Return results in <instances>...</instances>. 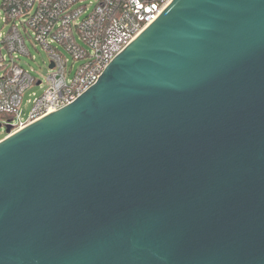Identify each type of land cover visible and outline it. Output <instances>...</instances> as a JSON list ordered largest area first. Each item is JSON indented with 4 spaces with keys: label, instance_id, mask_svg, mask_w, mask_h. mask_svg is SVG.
<instances>
[{
    "label": "water",
    "instance_id": "95a60500",
    "mask_svg": "<svg viewBox=\"0 0 264 264\" xmlns=\"http://www.w3.org/2000/svg\"><path fill=\"white\" fill-rule=\"evenodd\" d=\"M5 127L0 264H264V0H171Z\"/></svg>",
    "mask_w": 264,
    "mask_h": 264
},
{
    "label": "built area",
    "instance_id": "2783aa9c",
    "mask_svg": "<svg viewBox=\"0 0 264 264\" xmlns=\"http://www.w3.org/2000/svg\"><path fill=\"white\" fill-rule=\"evenodd\" d=\"M170 1L0 0V21L9 24L7 31L0 30V114L8 116L2 118L4 125L16 131L74 101ZM26 37L39 41L49 54L53 66H48L43 79L18 62L20 54L30 53ZM54 43L80 61L72 76L68 58ZM32 85H43V90L31 93L30 109L22 118V94Z\"/></svg>",
    "mask_w": 264,
    "mask_h": 264
},
{
    "label": "rangeland",
    "instance_id": "374dc122",
    "mask_svg": "<svg viewBox=\"0 0 264 264\" xmlns=\"http://www.w3.org/2000/svg\"><path fill=\"white\" fill-rule=\"evenodd\" d=\"M92 0H85V2H91ZM89 4V3H88ZM9 28V24L5 23L3 25V21H0V30L4 33ZM78 37V35L76 34ZM26 45L29 49V54H20L18 62L22 64L24 68L27 70H30L31 73L37 77L38 79H43L47 73L48 66H49V54L44 49L42 44L37 41L36 39H31L26 37L25 38ZM80 43H83V41L80 39ZM57 45V43H54ZM58 48H60L68 58L67 63V70H70L69 77L73 75L76 67L80 64V61L74 60L71 53L68 52L62 45H57ZM2 54H6L8 59V53L5 49H2ZM43 90V85L40 87L39 85H32L31 87L26 88L23 91L22 94V100L20 103V109H21V116L22 118H25L27 116V113L30 109V103L28 102V99L32 97V92H35L36 94H40ZM3 119L0 118V140L7 135L6 133V127L4 125ZM12 130V129H11Z\"/></svg>",
    "mask_w": 264,
    "mask_h": 264
},
{
    "label": "trees",
    "instance_id": "16d2710c",
    "mask_svg": "<svg viewBox=\"0 0 264 264\" xmlns=\"http://www.w3.org/2000/svg\"><path fill=\"white\" fill-rule=\"evenodd\" d=\"M4 117H8V116L5 114H0V118H4Z\"/></svg>",
    "mask_w": 264,
    "mask_h": 264
},
{
    "label": "bare ground",
    "instance_id": "6f19581e",
    "mask_svg": "<svg viewBox=\"0 0 264 264\" xmlns=\"http://www.w3.org/2000/svg\"><path fill=\"white\" fill-rule=\"evenodd\" d=\"M22 127H24V126H22ZM22 127H21V128H22Z\"/></svg>",
    "mask_w": 264,
    "mask_h": 264
}]
</instances>
